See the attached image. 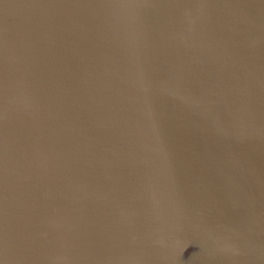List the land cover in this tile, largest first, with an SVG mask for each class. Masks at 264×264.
<instances>
[{
  "label": "water",
  "instance_id": "water-1",
  "mask_svg": "<svg viewBox=\"0 0 264 264\" xmlns=\"http://www.w3.org/2000/svg\"><path fill=\"white\" fill-rule=\"evenodd\" d=\"M0 264H264V0H0Z\"/></svg>",
  "mask_w": 264,
  "mask_h": 264
},
{
  "label": "bare ground",
  "instance_id": "bare-ground-1",
  "mask_svg": "<svg viewBox=\"0 0 264 264\" xmlns=\"http://www.w3.org/2000/svg\"><path fill=\"white\" fill-rule=\"evenodd\" d=\"M119 9H120V8H119ZM119 9H118V10H119Z\"/></svg>",
  "mask_w": 264,
  "mask_h": 264
}]
</instances>
